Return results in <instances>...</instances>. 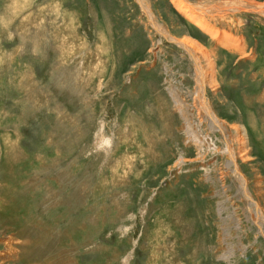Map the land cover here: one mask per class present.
Listing matches in <instances>:
<instances>
[{
  "label": "rangeland",
  "instance_id": "obj_1",
  "mask_svg": "<svg viewBox=\"0 0 264 264\" xmlns=\"http://www.w3.org/2000/svg\"><path fill=\"white\" fill-rule=\"evenodd\" d=\"M143 1L226 133L140 0H0V264H264V15Z\"/></svg>",
  "mask_w": 264,
  "mask_h": 264
},
{
  "label": "bare ground",
  "instance_id": "obj_2",
  "mask_svg": "<svg viewBox=\"0 0 264 264\" xmlns=\"http://www.w3.org/2000/svg\"><path fill=\"white\" fill-rule=\"evenodd\" d=\"M174 2H175L176 7L180 9L182 12H184L188 17H190L192 20H194L196 23H198L203 28H209V29H210V25H208L207 22L205 21V15H208V14H212L215 16L216 15L223 16L229 13L247 11V12H254V13L264 15V3H258V2L250 1V0H236L234 2H228V3L213 2L211 5H208V6L202 5V4L200 5L197 3L195 4V3L190 2L189 0H174ZM140 3L145 9L146 13L150 16L148 8L144 4L145 2L143 0H140ZM151 22L155 26V28L159 30L161 34H163L169 39L175 40L180 46L185 48V50L191 56V59L194 61V69L196 73L197 82L199 85L198 93L201 97L202 110H204L206 119L209 121L210 126L213 127L215 130H218L221 133L225 134L226 131L224 130V126L222 125L223 123L219 121L218 116L214 113V111L211 108V105L208 102V98H206V96L204 95V89L207 84V81H210V77H209L210 73H209V69H207L205 64L203 63L202 57L207 58V60L211 63V56L206 50L200 48L194 41L188 40V39L173 38L170 35H168L165 31H163V29L155 21H153L152 18H151ZM216 37H219L218 33H216ZM229 38H230L229 36L224 35L222 39H224L225 41L223 40V42H226L227 44H229L228 42ZM236 140L238 141L237 143L239 144V149L241 150L242 156L246 155L247 140L245 138V133L243 130L239 131L238 129V139ZM227 143L229 144V145H226L228 146V152H230V154L233 153L232 155H234L233 156L235 160L234 162H236V163L230 162L228 166L233 169L234 176L238 180L241 181L242 189H243L242 195H244L246 198H248V200H250L249 202L247 201L248 203L251 202L250 204L253 205L254 221L258 222V225L261 227V230L264 234V211L262 207L260 206V203L254 200V198L252 197L249 191L248 179L244 175V173H242V171L240 170V165L238 163L239 156H238L237 148H235V146H233L232 143H230L229 141H227ZM229 148L231 149L232 153ZM6 244L9 245V242H6ZM12 254L13 253L8 250L3 255L10 256ZM3 262L4 261H2L1 264H3Z\"/></svg>",
  "mask_w": 264,
  "mask_h": 264
}]
</instances>
